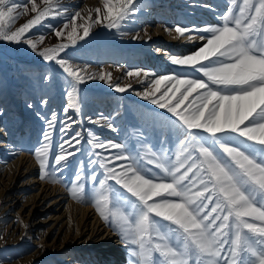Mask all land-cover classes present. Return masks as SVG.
Masks as SVG:
<instances>
[{
  "label": "snow or ice",
  "instance_id": "obj_1",
  "mask_svg": "<svg viewBox=\"0 0 264 264\" xmlns=\"http://www.w3.org/2000/svg\"><path fill=\"white\" fill-rule=\"evenodd\" d=\"M101 3L103 11L90 10L84 23L77 24L78 18L84 19L77 11L62 29H53L59 38L71 27L69 44L38 50L37 42L26 34L47 17L62 15L67 9L59 0H0V40L27 44L45 61H55L71 78L68 104L63 109L66 114L79 111L77 86L86 79L101 80L117 92L132 88L130 83L113 84L111 72L88 74L60 58L70 45L88 37L94 25L119 29L140 11L136 0ZM227 4L217 25L165 28L175 38L206 41L188 55L163 53L172 65L185 66L200 77L158 75L141 68L125 73L128 78H143L144 91L136 94L166 109L182 126L179 131L184 139L179 140L174 160L163 148L159 152L146 149L140 156L126 145L89 133L87 143L92 151L88 154L96 157L89 165L98 163L103 178L94 167L86 175L79 168L69 193L77 202L93 204L99 217L119 235L131 257L129 264H264V0H227ZM29 12L35 15L11 30L14 21ZM78 29L83 30L82 35ZM43 39L41 36L39 41ZM45 122L44 142L34 152L41 178L51 175L49 168L62 172L70 167V158L76 156L80 150L76 146L82 142L77 132L54 145L57 123L60 132L67 133L74 123L70 116L58 121L53 112ZM91 122L100 124L101 120ZM105 123L116 131L112 122ZM97 149L119 151L104 156ZM145 159L152 167L141 162ZM57 180L52 178V182ZM87 180H98V186L93 183L89 191Z\"/></svg>",
  "mask_w": 264,
  "mask_h": 264
},
{
  "label": "rangeland",
  "instance_id": "obj_2",
  "mask_svg": "<svg viewBox=\"0 0 264 264\" xmlns=\"http://www.w3.org/2000/svg\"><path fill=\"white\" fill-rule=\"evenodd\" d=\"M164 1L136 0V6L140 11L135 16H131L128 20L122 22L119 29H108L102 24L94 25L88 37L84 40H78L76 45H70L64 52L60 53V58L70 60L74 65L86 69L88 74H96L103 70L112 73L113 84L119 83L123 86L130 83L132 85V88L125 92H117L109 84L101 80L86 79L85 82L77 86V98L80 103L79 111L70 110L67 114L64 113L63 109L68 104L67 92L71 78L67 77V74L63 72L55 61H45L38 52H34L27 44L0 40V47L5 48L4 52H0V104L3 106V99L6 98L7 101H4L7 103L8 110H17V107H21L22 115L25 117L23 128L18 130L17 112L19 111L13 115L14 122L11 123L12 129L8 133V140L4 147L0 148V168L3 167V164L8 166L9 162H14L19 157L24 156V152L19 151V148H23L22 151H28L29 154L32 153L35 159L34 152L44 142L43 133L47 128L45 121L51 119L53 112L56 113L58 121H66L69 116L74 121L67 133H61L59 130L61 125L59 122L57 123L56 132L53 136L54 145H58L63 140L71 139V136L77 132L81 133L82 141L80 145L76 146L80 149L77 151L76 156L70 158L72 160L71 166L62 172L49 168L48 171L51 175L48 178H41L40 168L36 161L37 166H34L36 185H40L43 181L48 183L47 185L60 186L63 191L58 198L64 195L65 191L68 194L67 196L73 199L69 193V188H71L75 173L79 168H83L82 175H86L90 174L91 168L94 167L98 177L100 179L103 178V170L99 168L98 163L89 165L90 159H96L95 156L90 157L88 154L92 151L87 143L90 132L100 137L103 141L126 145L127 149L140 156H144L146 149L150 148L159 152L163 148L167 151L171 160L175 159V150L179 140L184 139V136L179 131L182 126L179 125L176 117L166 109L159 108L149 100H145L136 94L144 91L146 85L142 82L143 78H128L125 75L128 70L141 68L158 75L181 73L187 74L189 77L201 76L200 73L185 66L172 65L164 54L157 55L155 45L157 49L161 47V42L152 43L149 37H146L145 31L150 26V23L147 22L150 18L149 15L160 13L161 16L156 22L165 23L163 16L166 13L163 14L162 12L165 10L164 5L167 2ZM205 1V7H196L195 4H199L200 0H173V2H170L174 6L166 9L176 12L179 16L178 19L174 20L173 25L180 24L189 28H203L207 25L219 24L220 20L214 21L211 14L219 10H221L219 16L223 14L228 7L227 0ZM17 2L19 3L20 0H17ZM37 3H39V0H37ZM59 4L66 8L67 12L62 15L47 17L41 24L35 25L26 34L28 39L37 42L38 50L70 43L67 40V32L71 30V27L66 29L59 38L53 31V29H62L64 24L68 22L70 15L75 14L77 11L81 13L84 19H77V24L79 25L88 18L90 10L101 8L103 11L101 0H59ZM177 4L181 5L175 6ZM30 7L31 5H29ZM34 15V13L29 12L20 16L11 25V30L19 28ZM95 15V11H92L93 19ZM173 25H170V28ZM82 33L83 30L78 29V34L82 35ZM137 35L139 39H132L133 36ZM41 36L44 37L42 42L39 41ZM203 43H206V41L199 45L194 41L182 53L176 52L177 49L173 47L177 45L176 43L162 49L172 55L183 56L198 50ZM204 63H207V61ZM163 91L164 87L162 86L161 92ZM157 95L159 96L160 93ZM193 96H195V93H193ZM191 99L192 97L189 98V100ZM187 103L188 101L185 102V104ZM97 119L101 120L100 124L91 122ZM106 121L112 122L116 131L109 129L106 126ZM1 130L6 129L0 126V132ZM202 135L206 136L207 134ZM238 139L243 140V138ZM11 142L14 143L10 146ZM65 147L68 148L69 146L65 144ZM11 148H15L14 155L9 158L10 153L8 151H13ZM72 150L69 148V151ZM96 151L108 156L110 154L115 155L119 150L112 149L108 152L97 149ZM5 155L8 156L4 157ZM141 162L145 163L146 167H152L147 165L146 159ZM116 163L121 162L118 161ZM26 167L27 165L25 164L21 169H24L23 174H26ZM155 171L158 172L159 170L155 169ZM53 177L58 178L57 182H52ZM26 178L28 177L26 176L24 179ZM21 181L22 179L14 181V183L16 182L14 185L16 187L10 186V192L15 189L18 191L17 186L20 185ZM93 183L98 186L99 181L87 180L89 191H91ZM109 183L114 185V181H109ZM33 192L34 190L30 189L23 196ZM22 193L23 190L15 197V194H6L5 191L2 197L6 199L4 201L0 200V264H45L47 258L41 259L38 263L26 261L30 255L41 252V248L32 244L33 241H39L38 238L35 240L33 238L37 236L35 219H39L41 213L38 211L34 215H27L28 210H24V206L21 207L23 202ZM73 200L76 201L75 199ZM47 203L46 201L44 205ZM77 203L90 205L94 208L91 202ZM61 205V210H64L66 203L61 201L58 206L60 207ZM58 206L55 207L56 210ZM20 207L21 213L18 214L17 211ZM53 214L55 216L58 212H51L50 216H47L45 220H52L51 218L53 217L51 215ZM53 222L55 223L56 221ZM40 227H43V230L46 225H41ZM111 231L113 232L112 229ZM80 250L82 249L69 253L72 261L68 262V264H89L92 258L95 257L94 255L98 253V251H94L96 254H91V251L86 250L85 253L87 255L85 256L80 253ZM124 253V260L121 264H129L131 257L126 248ZM55 258V255L49 257L52 263H55Z\"/></svg>",
  "mask_w": 264,
  "mask_h": 264
},
{
  "label": "bare ground",
  "instance_id": "obj_3",
  "mask_svg": "<svg viewBox=\"0 0 264 264\" xmlns=\"http://www.w3.org/2000/svg\"><path fill=\"white\" fill-rule=\"evenodd\" d=\"M164 2H167L164 5L165 10L162 12L163 14L166 13V15L164 14L163 16V18L165 19V23L156 22V20L161 16L160 13L151 14L149 15V20H147V22L150 23L149 29L145 31V33L147 34L146 37H149L152 43H155L156 41L161 42V47L156 49L155 45V51H157L158 49L160 50L159 52L157 51V55H162L164 53L162 48L169 47L173 43L177 44L173 46L175 47V49H177L176 52L182 53L186 48L191 46L194 41L198 45L204 42L199 39L187 40L184 38H175L176 34L174 32H166L165 28H170V25H173L174 20L178 19L179 16L176 12H171L170 10L166 9L174 6L173 3H170L173 2V0H165ZM204 2L206 1L200 0L199 4L195 5L196 7H205ZM179 5L181 4H177L175 6ZM220 11L221 10L211 14V17H213L214 21L219 20ZM4 51L5 48L0 47V52ZM4 100L7 101V99H3V106L0 104V126L6 130H1L0 132L1 149L4 147L6 141L8 140V133H10V130L12 129L11 123L14 122V113L19 111L17 112L18 130L23 128L25 118L22 115L21 107H17V110H8L7 103ZM13 143L14 142H11L10 146ZM14 149L12 152L8 151L10 153L9 156L5 155L4 157L8 156L9 158H11L14 155ZM22 150L23 148H19V151L24 152V156H22L21 158L19 157L14 162H9L8 166H4L3 164V167L0 168V200L4 201L6 199L5 197H2L5 191L6 194L13 193V195L15 194V197H17L19 192L22 190L23 193L21 194V196H23V194L25 195V193L30 189L34 190L33 193L22 197L23 202L21 204V207L24 206L25 209H23L28 210L27 215H34L38 213V211L39 213H41L39 215V219H35L37 236L33 238V240L38 238L39 241H33L32 243L33 245L41 248V252L38 254L30 255L26 261H34L38 263L41 261V259L47 258V262L45 264H68V262L72 261L69 257V253H72L73 251L76 252L77 250L82 249L80 250V253L85 256L87 255L85 253L86 250L91 251V254H96L94 251H98V253L94 255L95 257L92 258V261L89 264H121L124 260L125 246L122 243L119 235L111 231V229L99 217V215L95 211V208H93L92 206L77 203L69 196H67L68 194L65 191L63 193L64 195L58 198L59 194H61L63 191L60 186L47 185L48 183L43 181L40 185H36V181L34 179V166H37L36 160L32 156V153L29 154L28 151L26 152ZM26 154H28L29 156ZM25 164L27 165L25 169L26 174H23L24 169H21L25 166ZM26 176L28 178L24 179ZM20 179H22V181L19 183L20 185L17 186V189L19 190L16 191L15 189L10 192L9 187L14 186L16 184V182L14 183V181H19ZM46 201L48 203L44 205ZM61 201L66 203L64 210H61L62 205L60 207L58 206ZM57 206L58 209L56 210L55 207ZM21 207L17 211L18 214L21 213ZM54 211L58 212V214L55 216L54 214L51 215V217H53L51 218L52 220H45L47 216H50L49 214ZM53 221L56 222L54 223ZM41 225H46V228L42 230L43 227L41 228ZM54 255L56 256L55 263H52L49 257Z\"/></svg>",
  "mask_w": 264,
  "mask_h": 264
}]
</instances>
